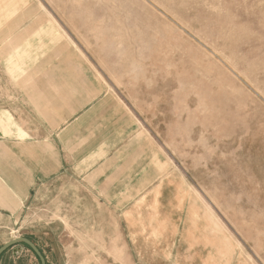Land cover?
Returning a JSON list of instances; mask_svg holds the SVG:
<instances>
[{"label":"rangeland","instance_id":"374dc122","mask_svg":"<svg viewBox=\"0 0 264 264\" xmlns=\"http://www.w3.org/2000/svg\"><path fill=\"white\" fill-rule=\"evenodd\" d=\"M20 1L51 19L57 48L93 68L188 183L173 196H35L23 213L0 208V247L29 238L47 264H264V0H0V21ZM15 28L0 25L3 109L44 60L43 42H5ZM20 246L0 264H41Z\"/></svg>","mask_w":264,"mask_h":264},{"label":"crops","instance_id":"0c3cea01","mask_svg":"<svg viewBox=\"0 0 264 264\" xmlns=\"http://www.w3.org/2000/svg\"><path fill=\"white\" fill-rule=\"evenodd\" d=\"M24 2L26 6L20 1L14 7L15 15L0 21L16 27L5 42H43L39 56L44 60L29 77L15 80L14 105L7 102L0 108L7 132L0 139L5 155L0 184L6 191L0 208L23 213L35 196L51 194L99 200L173 196L179 183L187 185L175 176L173 162L160 151L157 139L143 133L139 119L93 68L74 50L57 48L62 46L61 32L51 19L33 1ZM26 9H32L28 16ZM22 249L13 246L14 256Z\"/></svg>","mask_w":264,"mask_h":264},{"label":"water","instance_id":"95a60500","mask_svg":"<svg viewBox=\"0 0 264 264\" xmlns=\"http://www.w3.org/2000/svg\"><path fill=\"white\" fill-rule=\"evenodd\" d=\"M18 244H25L26 246H28L39 258L41 264H47L46 258L43 255L42 251L38 248V246L32 240L26 237H19V238L13 239L3 244L0 247V258L8 249Z\"/></svg>","mask_w":264,"mask_h":264},{"label":"trees","instance_id":"16d2710c","mask_svg":"<svg viewBox=\"0 0 264 264\" xmlns=\"http://www.w3.org/2000/svg\"><path fill=\"white\" fill-rule=\"evenodd\" d=\"M25 245V244H24Z\"/></svg>","mask_w":264,"mask_h":264}]
</instances>
